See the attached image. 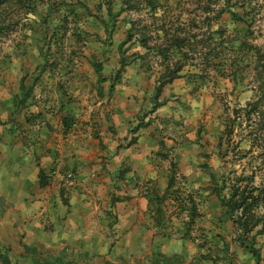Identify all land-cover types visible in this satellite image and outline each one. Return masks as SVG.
<instances>
[{
	"label": "rangeland",
	"instance_id": "1",
	"mask_svg": "<svg viewBox=\"0 0 264 264\" xmlns=\"http://www.w3.org/2000/svg\"><path fill=\"white\" fill-rule=\"evenodd\" d=\"M87 1L94 14H88L79 8L78 23L71 19L69 26L64 28L67 33V60H60L64 53L57 48L55 54L49 55V66L42 69L46 65L41 55L42 17L36 12H29L23 20V26L0 42V130L2 119L11 117L13 111L14 122L19 123L21 118L30 115H42L59 123L68 117L71 125L65 129L62 124L66 131L64 135H74L78 137L76 141L85 139L84 150L89 155H95L101 166L106 168L112 164H121L123 170L116 172L113 179H117L118 173L125 171L120 180L125 181L127 177H131L132 182H138V189L143 197L151 180L165 189L166 169L170 167V163L164 161L160 164L157 160L158 153H164V147L172 150L181 175L187 178V181L184 180L187 183L185 189L195 191L202 201L199 211L203 216L193 232L198 240L194 242L182 238L178 232L179 222L175 219L171 220V227L174 229L172 235L167 238L160 236L147 211L148 218L145 216L143 221L144 224L149 223L147 231L143 232L147 236H139L137 240L123 235L116 240L115 235H112L108 251L86 253V258L88 256L90 261L98 257V264H154L153 258L160 259L163 255L170 258L168 264H257L235 242L231 223L222 222L223 210L212 191L214 184L208 175L209 169L221 172L223 161L218 154V143L226 114L256 99V76L248 71L247 74L241 72L238 80L226 78L212 66L201 65L199 58H194L195 62L184 66L180 78L166 86L160 99L166 105L153 113L152 99L157 80L165 72L163 59L155 56V52L146 51L141 48L139 41L133 40L127 46V54H141L145 62L137 61L127 68L114 92L109 89L111 81L99 84L98 74L89 60L95 57L103 63L105 78L114 77L120 68L118 46L126 38L129 21L138 24L139 29L150 25L148 34L152 46L165 42L160 30L163 23L174 26V30L179 29L182 33L188 32L186 29L191 27L199 39L210 37L206 25L211 23L213 30L221 24L232 33L250 25V41L264 47V0H159L161 4L155 17L148 10L121 14L111 42L106 41L104 24L101 22L107 18L105 10L101 14L102 19L96 14V5L100 0ZM208 5H212V10L205 13ZM223 7L244 16L248 20L247 26L236 23L228 14L216 19L214 10ZM119 9L117 6L115 11ZM58 23L62 25L58 19L55 22L49 21V37ZM76 24L82 34L80 40L72 38V33L68 31L74 29ZM57 33L62 34L63 30L58 28ZM238 37L242 38L243 33H239ZM54 49L55 47L53 53ZM179 59L180 55L175 57V60ZM23 86L34 90L29 96V104L13 107V97H23ZM141 119H145V123L150 120L151 125L133 132ZM133 139H136L135 143H132ZM234 148L237 152L245 151L250 149V144L248 141L241 142L238 134L231 143V151ZM146 160L149 170L132 172L130 164H140L145 168L143 165ZM234 163L232 168L239 174L244 167L247 174L251 173L246 161ZM101 173L95 171V176H91L100 179ZM65 174L69 180H74L78 175L76 171L69 173L71 177L68 173ZM109 176L110 173L107 174ZM118 188L120 191L130 189L128 185ZM110 196L116 197L115 190L110 192ZM173 211L172 204L168 205L169 215ZM257 240L262 257L259 264H264V235ZM119 241L122 243L117 244ZM2 246L0 243V251L8 255L12 264H34L31 253L20 252L22 257H19L7 252ZM105 257L108 258L107 261Z\"/></svg>",
	"mask_w": 264,
	"mask_h": 264
},
{
	"label": "trees",
	"instance_id": "2",
	"mask_svg": "<svg viewBox=\"0 0 264 264\" xmlns=\"http://www.w3.org/2000/svg\"><path fill=\"white\" fill-rule=\"evenodd\" d=\"M160 4L159 0H100L96 5V14H99L97 15L98 18L102 19L103 10L106 12L107 18L101 21L104 24L106 41L111 42L121 14L125 12L140 13L143 10H148L155 17ZM212 5L214 6L215 3L213 2ZM212 5L206 7L205 13H210ZM117 6L120 9L115 11ZM79 8L84 9L88 14H94L87 0H0V42L21 25L23 26V20L29 12L39 13L42 17L43 48L41 55L44 64H46L42 67L44 70L49 66V55L55 54L57 48L64 53L60 60H67V53H65L67 51L65 48L67 33L64 28L69 26L71 19L78 23ZM215 12L216 19H221L225 14H228L236 23L245 26L248 24V20L244 16L230 9L223 7L217 11L214 10V14ZM56 19L60 20L62 25L59 23V27L55 25L52 29L53 33L49 37V21L55 22ZM206 20L207 17L204 20V25ZM129 24L126 38L118 46V52L121 55L120 68L114 77L105 78L103 76V63L95 57L90 58L89 62L98 74L99 84L111 81L109 89L110 92H114L117 82L121 80L127 68L137 61L145 62L144 56L141 54H127L129 48L127 46H130L133 40L139 41L141 48L146 49V51L155 52V56L163 59L165 72L157 80L152 99L153 109L151 112L153 113L166 105L164 101L160 100L166 86L180 78L184 66L195 62L194 58H199L201 65L212 66L221 73V76L226 78L232 77L234 80H238L241 72L247 74L248 71L256 76V99L248 102L244 107L235 108L232 113L226 114L224 129L218 143V154L223 161L221 172L209 169L208 175L214 184L212 191L223 210L222 222L224 224L231 223L235 242L259 264L262 257L260 248L257 247V239L264 235V47L250 41V25L232 33L221 24L213 30L210 23V25H206L210 37L199 39L198 34L191 27L186 29L188 32L182 29L184 31L182 33L178 31L179 29L174 30V26L163 23L160 30L164 34L165 42L152 46L148 34V30L151 29L150 25H144L139 29L138 24L134 21H129ZM58 28L63 30L62 34L57 33ZM68 31L72 33H70L72 38L81 39L82 34L77 24L74 29ZM239 33H243L242 38L238 37ZM53 47H55L54 53ZM179 55L181 59L175 60V57ZM100 90L103 91L102 88ZM33 91L32 87L28 89L23 86L21 91L23 97L14 96L12 99L13 107L28 105L29 96ZM12 105L10 104V106ZM11 117L15 119L14 111ZM45 119L46 117L42 115H30L20 120H24L26 124L33 127L40 121V127H43ZM62 124H64V128H70L71 124L68 117L64 118ZM150 125V120L145 123V119H141L133 132L148 128ZM238 134L241 136V142H249L250 149L237 152L234 148L231 151L232 140ZM135 142L136 139H133L132 143ZM163 149L165 150L164 153L159 152L157 160L160 164L164 161L170 163V167L166 169L167 185L165 189H161L155 180L149 182V189H146L144 193L148 201L149 216L160 236L167 238L172 235L171 232L174 229L171 227V220L175 219L179 222L178 232L181 237L195 242L198 237H195L193 232L197 222L203 216L199 211L202 201L195 191L190 188L189 190L185 189L187 183L184 180L187 181V178L185 175H181L179 163L172 150H167L165 147ZM240 161L247 162L251 168V173L247 174L245 167L240 174L232 168L234 162ZM124 173L125 171L118 173L117 178L122 179ZM39 176L40 186L42 188L48 186L46 173L41 171ZM170 204L174 207L173 212H175H172L171 215L168 213V205ZM205 241L206 239L203 241L204 245ZM169 259V257L162 255L160 259L153 258V262H155L154 264H168ZM211 259L213 260V257ZM0 262V264H12L8 255L2 251H0Z\"/></svg>",
	"mask_w": 264,
	"mask_h": 264
},
{
	"label": "crops",
	"instance_id": "3",
	"mask_svg": "<svg viewBox=\"0 0 264 264\" xmlns=\"http://www.w3.org/2000/svg\"><path fill=\"white\" fill-rule=\"evenodd\" d=\"M2 121L0 243L7 252L31 253L34 264H98V257L90 261L86 253L108 251L112 235L116 240L147 236L148 201L131 177L113 179L121 164L101 166L84 150L85 139L64 135L62 121L46 117L43 127L40 121L34 127L11 117ZM143 166L129 165L133 173L147 171L148 160ZM41 171L48 176L45 188ZM73 171L77 177L67 179L65 173ZM95 171L104 175L94 179ZM126 185L130 189L118 190Z\"/></svg>",
	"mask_w": 264,
	"mask_h": 264
},
{
	"label": "built area",
	"instance_id": "4",
	"mask_svg": "<svg viewBox=\"0 0 264 264\" xmlns=\"http://www.w3.org/2000/svg\"><path fill=\"white\" fill-rule=\"evenodd\" d=\"M69 177H71V175H69Z\"/></svg>",
	"mask_w": 264,
	"mask_h": 264
}]
</instances>
